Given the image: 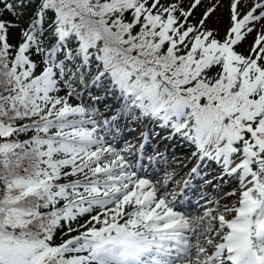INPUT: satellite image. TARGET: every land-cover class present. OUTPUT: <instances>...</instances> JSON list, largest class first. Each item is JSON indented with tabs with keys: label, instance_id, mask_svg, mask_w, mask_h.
<instances>
[{
	"label": "snow or ice",
	"instance_id": "6c2138e0",
	"mask_svg": "<svg viewBox=\"0 0 264 264\" xmlns=\"http://www.w3.org/2000/svg\"><path fill=\"white\" fill-rule=\"evenodd\" d=\"M201 4L0 0V264H264V0H231L223 36ZM89 85L219 164L235 203L174 210L71 103Z\"/></svg>",
	"mask_w": 264,
	"mask_h": 264
},
{
	"label": "rangeland",
	"instance_id": "374dc122",
	"mask_svg": "<svg viewBox=\"0 0 264 264\" xmlns=\"http://www.w3.org/2000/svg\"><path fill=\"white\" fill-rule=\"evenodd\" d=\"M191 2L192 0H183L184 7L187 9ZM243 2L246 6L251 5V0H243ZM230 3L231 0H202V4L194 10L191 22L195 23L202 17L206 10L214 7L215 11L211 14L208 25L223 36L224 31L229 26ZM246 10L247 7L241 9V11ZM254 35L255 34L250 35L246 42L250 44ZM61 94L63 95L64 93ZM81 95L82 99L73 97L71 103L80 104L82 102L89 109V112L93 114V118L97 122V134L104 137L106 144H110L120 151L121 155L132 165L130 170L135 171L138 178L152 181L151 183L157 189L158 197L164 195L167 199L171 200L172 194L175 193V191L182 192L184 189L190 191L197 180L203 175L207 163L216 166V162V164L208 160L200 162L197 157L193 156L195 147L189 150L188 148L191 147V145H181L186 139L178 134L172 133V130L167 134V127L160 130L162 123L157 126L150 121L143 122L140 118L131 117L125 110L117 109L116 101L111 99L110 96L104 98H102V96L97 97L96 87L91 86L87 89L82 88ZM114 117L115 119H113ZM105 121L108 122L107 125H105ZM88 127H91V125H88ZM163 136L165 137L163 138ZM180 137L182 139H180ZM168 140L173 141L171 147H167ZM172 148H181V153H184L186 156L184 155L182 158L178 156L166 158V151ZM142 150H145L149 155L144 156ZM141 156L144 158L141 163V173H139L138 169ZM217 167L219 169V174L213 175V179L205 178L204 186L206 184L208 185V193H211V195L208 196L206 205L201 209V216H203L206 209L214 210L213 214H215V211L224 210L225 203H227L228 206L235 203V198H228L225 200L222 195L224 192L231 191L235 187V184L227 180V178L224 182L220 180V182L217 183L215 181L216 178L222 175L220 165ZM194 168L197 169L196 173L192 171ZM142 172H152L153 175L151 178L153 180L146 177ZM209 181H211V183H209ZM217 202H219V204H217ZM128 210L130 211L131 209ZM184 216L186 217V215ZM198 217H200L199 214L193 216V221H196ZM206 222L207 220L205 223ZM90 226L91 225H89V227ZM187 233L189 236L192 235L190 232ZM201 240H203L202 237ZM190 242L195 244L194 236Z\"/></svg>",
	"mask_w": 264,
	"mask_h": 264
},
{
	"label": "trees",
	"instance_id": "16d2710c",
	"mask_svg": "<svg viewBox=\"0 0 264 264\" xmlns=\"http://www.w3.org/2000/svg\"><path fill=\"white\" fill-rule=\"evenodd\" d=\"M13 35H15V33ZM84 218H85V216H80V217H78L77 221L71 222L72 223V227L73 228H77L78 231L71 232L70 234H67V235L65 234L67 232V222H66L65 223V228L63 230H60V231L57 232L56 236L54 237V242L56 244H59L62 241L67 240V239H69L72 236L79 235L80 232H82V228L80 227V225L83 224Z\"/></svg>",
	"mask_w": 264,
	"mask_h": 264
},
{
	"label": "bare ground",
	"instance_id": "6f19581e",
	"mask_svg": "<svg viewBox=\"0 0 264 264\" xmlns=\"http://www.w3.org/2000/svg\"><path fill=\"white\" fill-rule=\"evenodd\" d=\"M173 155H176V153H172ZM217 173H219L218 171H217V169L216 168H214L213 169V167H211V166H209L208 168H207V170H206V176L208 177V176H212V175H215V174H217ZM217 183H219L220 182V179L219 178H216V180H215ZM203 184V183H202ZM202 186H200L199 188H201ZM205 189L206 188H203L202 189V191H201V193H199L200 194V197H199V199H198V201H202V200H204L206 197V195L208 194V193H206L205 192ZM198 194V195H199ZM195 198V196L193 195L192 196V199H194Z\"/></svg>",
	"mask_w": 264,
	"mask_h": 264
}]
</instances>
